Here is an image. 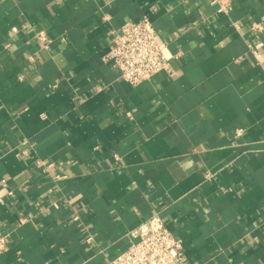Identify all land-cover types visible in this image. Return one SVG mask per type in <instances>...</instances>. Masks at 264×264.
<instances>
[{"label":"crops","instance_id":"obj_1","mask_svg":"<svg viewBox=\"0 0 264 264\" xmlns=\"http://www.w3.org/2000/svg\"><path fill=\"white\" fill-rule=\"evenodd\" d=\"M211 2L0 0V264H107L155 212L192 264H264V71L247 47L264 53V0ZM144 15L180 56L133 86L102 57Z\"/></svg>","mask_w":264,"mask_h":264},{"label":"built area","instance_id":"obj_2","mask_svg":"<svg viewBox=\"0 0 264 264\" xmlns=\"http://www.w3.org/2000/svg\"><path fill=\"white\" fill-rule=\"evenodd\" d=\"M211 3L217 5L218 13L227 16L233 9L231 0H212ZM232 24L237 30L240 29L238 23ZM249 26L255 34L264 32V24L261 22L254 21ZM37 38L46 45L51 41L44 30L37 33ZM247 47L255 64L264 71V53L251 42H248ZM179 56V52L174 53L168 48L150 18L144 15L138 20L127 21L113 32L108 51L102 59L118 70L121 79L137 86L157 73H171L172 60ZM243 132L239 128L236 135L240 136ZM115 158L119 160L118 155ZM37 165L48 171L53 163L38 160ZM214 176L209 171L204 174L205 180H211ZM78 219L79 214L76 213L73 220ZM25 220L21 218V222ZM129 235L132 239L129 247L108 260L107 264H192L185 253L182 239L168 228L159 212L132 229ZM7 237V233L0 231V252L8 249Z\"/></svg>","mask_w":264,"mask_h":264}]
</instances>
